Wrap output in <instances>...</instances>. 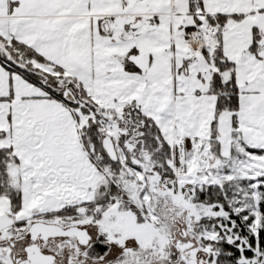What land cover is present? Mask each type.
I'll list each match as a JSON object with an SVG mask.
<instances>
[{"label":"snow or ice","instance_id":"6c2138e0","mask_svg":"<svg viewBox=\"0 0 264 264\" xmlns=\"http://www.w3.org/2000/svg\"><path fill=\"white\" fill-rule=\"evenodd\" d=\"M0 264H264V0H0Z\"/></svg>","mask_w":264,"mask_h":264}]
</instances>
